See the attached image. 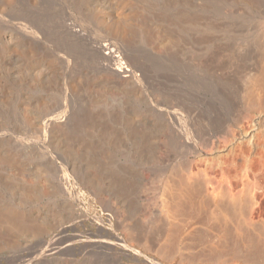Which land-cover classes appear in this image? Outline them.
<instances>
[{"label": "bare ground", "instance_id": "bare-ground-1", "mask_svg": "<svg viewBox=\"0 0 264 264\" xmlns=\"http://www.w3.org/2000/svg\"><path fill=\"white\" fill-rule=\"evenodd\" d=\"M67 2L62 31L89 61L78 91L52 56L21 65L24 44L0 31V264H264V0ZM224 50L235 89L209 71ZM199 78L224 104L259 103L236 114L249 130L232 119L217 144L171 129L221 112ZM84 193L96 232L69 203Z\"/></svg>", "mask_w": 264, "mask_h": 264}, {"label": "rangeland", "instance_id": "rangeland-1", "mask_svg": "<svg viewBox=\"0 0 264 264\" xmlns=\"http://www.w3.org/2000/svg\"><path fill=\"white\" fill-rule=\"evenodd\" d=\"M63 20L69 22V4L67 0H0V31H11L14 35L18 36L20 42L24 44L21 48L18 47L14 49V53L20 57V64L31 65L34 62H36L39 58H48L52 56L56 64L55 68L61 76L60 79L61 84L68 86L70 90L74 89L75 91H78L79 90L78 85L80 81L83 80L84 76L88 75L87 65L89 64V61L86 58H84L82 53V47L80 46V44L76 42L75 43L68 42L66 40L67 37L65 36L61 28V22ZM247 30L248 27L246 30H243L241 32L239 30V33L244 34L247 32ZM93 34H95V31L90 32V35ZM229 52L230 50L226 51L227 54H225V50H224V53H221L220 56L222 58L216 61V63H220V64L216 65V63L214 62L213 63L214 66L212 64V66H210L211 69H209V71L211 70L210 72H213V74L214 73L215 74L219 73V75L221 74V77L223 79L224 78L229 79V76L231 74L234 75V76L232 75L230 76L231 78L229 79L230 81L228 79L227 80L229 83L230 82L232 83V84L230 83V85L232 86L233 89H235L236 85L238 84L237 82L240 75L239 74L240 67L236 59L235 60L233 59L234 61L229 59V57L231 58V55H229L228 57ZM220 57L218 56V58ZM235 64H236L235 68L236 69L239 68L237 69L238 73L236 72V69L235 70L233 69ZM263 64L262 66H260L261 64L260 65L258 64L260 66V68L259 66L258 68L261 69V75L263 74L262 75L263 77H261L260 74L258 75V77H260V79L262 78V80L260 81V79L258 78V80L256 81L254 79V81H256L259 84H257L256 82L253 83L252 80V84L253 85L255 84V86L263 85L264 87ZM245 66L247 67L249 65L246 64ZM226 72L227 74H225ZM210 80L213 81V78L208 80L199 78V81H197L196 84L199 87V91L207 96V98L204 99L205 102V104H203L204 108H207V106H209V108L210 107L216 108L218 112L221 111L220 112L221 114L219 113L217 116L218 119L216 117L209 118L208 116H204L203 119L202 118L200 119L201 122L198 123L199 129H197V131L189 130L187 128H184L183 126H179L175 130L174 124H171V129H173L176 133L199 132L201 133V135H204V138L206 137L208 141L210 140V137L211 140H214L212 138L214 137L216 142H218V140L221 139L219 143H217V144H221L225 137V132L227 133V131H225L227 130L226 127H228V129H231L234 122L240 124L241 126L244 125L245 127L243 126V128L249 130L251 123L247 121L245 122V120L242 118H240L239 120V117H241V115L239 116V113L237 114V112H239V109L240 112L243 113L242 110L243 111L247 110L248 112V108H250L249 109L250 112L254 107H256L258 110V108H260V105L259 103H257V101L249 98H245L244 103L239 102L233 92L232 94H230L228 101L224 104L223 99L220 97L218 93H216L215 88H212L215 82H211ZM263 94H264V88L261 93L262 96L261 101L264 103ZM194 101L196 102V100ZM69 102H72V100H69ZM191 102L192 101H187L185 102V104L183 102H180V106L184 108V106L187 103V105L185 106V108H187L190 106L189 104ZM161 105L162 107H159V111L154 112L155 114L154 117L166 119L165 112L172 110L174 106H170L169 103L161 104ZM160 108H163L165 112L161 111ZM256 108H254L252 111H255ZM236 114L239 117H237ZM232 119L234 120V122H232L233 121ZM237 119L239 120V122H237L238 121ZM241 120H244V122L241 123ZM260 129L261 131H259ZM262 129L264 130V127H260L259 129H254V131L256 133H264L262 132L263 131ZM166 133H172V132L167 131ZM223 133L224 135L222 136ZM206 138L202 139L204 140L205 143L207 141ZM188 139H191V137H189ZM71 191L73 193L74 192L77 193L81 191V188L76 187ZM133 201L135 200H133L132 198L131 203H135ZM69 203L75 205V208L80 210L84 215L83 217L84 225L78 223L79 228L86 232L87 231L96 232L99 224L93 219L92 215H94L96 211H100V208L99 205L95 202L94 198L90 197L88 194L85 193L81 195H77V198H72V196L69 194ZM137 209L139 210L140 208ZM123 261L125 263L133 262L131 256L128 257L123 256ZM225 262H212V264L230 263V262L228 263ZM230 264H235V263L231 262Z\"/></svg>", "mask_w": 264, "mask_h": 264}]
</instances>
